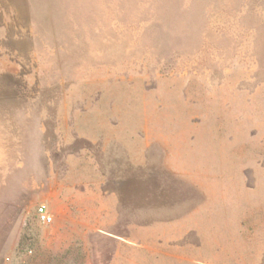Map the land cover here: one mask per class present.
<instances>
[{"label": "rangeland", "instance_id": "1", "mask_svg": "<svg viewBox=\"0 0 264 264\" xmlns=\"http://www.w3.org/2000/svg\"><path fill=\"white\" fill-rule=\"evenodd\" d=\"M0 264H264V0H0Z\"/></svg>", "mask_w": 264, "mask_h": 264}, {"label": "built area", "instance_id": "2", "mask_svg": "<svg viewBox=\"0 0 264 264\" xmlns=\"http://www.w3.org/2000/svg\"><path fill=\"white\" fill-rule=\"evenodd\" d=\"M37 219L42 224H50L52 222V216L48 213L47 207L44 204H40L36 209Z\"/></svg>", "mask_w": 264, "mask_h": 264}, {"label": "crops", "instance_id": "3", "mask_svg": "<svg viewBox=\"0 0 264 264\" xmlns=\"http://www.w3.org/2000/svg\"><path fill=\"white\" fill-rule=\"evenodd\" d=\"M49 213V212H48ZM51 215V214H50ZM52 216V215H51ZM52 221H53V216H52Z\"/></svg>", "mask_w": 264, "mask_h": 264}]
</instances>
